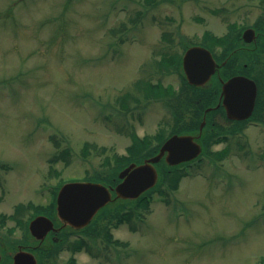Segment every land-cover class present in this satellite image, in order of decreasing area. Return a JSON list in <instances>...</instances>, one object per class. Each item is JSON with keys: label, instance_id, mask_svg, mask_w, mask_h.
Wrapping results in <instances>:
<instances>
[{"label": "rangeland", "instance_id": "rangeland-1", "mask_svg": "<svg viewBox=\"0 0 264 264\" xmlns=\"http://www.w3.org/2000/svg\"><path fill=\"white\" fill-rule=\"evenodd\" d=\"M263 7L264 0H0V247L24 241L35 212L28 206L50 208L60 180L111 174L133 132L152 146L159 128L186 127L189 110L176 115L170 95L146 101L135 81L181 88L178 72L156 69L154 58L180 55L205 31L221 36L231 22L236 31L257 24ZM213 50L218 55L222 46ZM127 91L139 100L124 97ZM212 120L218 130L234 125ZM237 128L244 133L239 152L232 142L220 159L207 153L176 190L163 181L149 209L135 210L143 221L131 217L130 226L111 228L120 244L84 231L90 248L74 253L67 250L76 239L71 232L39 264H68L70 255L77 264H260L264 132L246 123ZM18 203L26 206L24 226L7 216ZM98 221L93 229L110 223Z\"/></svg>", "mask_w": 264, "mask_h": 264}, {"label": "water", "instance_id": "water-1", "mask_svg": "<svg viewBox=\"0 0 264 264\" xmlns=\"http://www.w3.org/2000/svg\"><path fill=\"white\" fill-rule=\"evenodd\" d=\"M252 34H254V30L248 28L243 32V38L250 41ZM214 67L215 61L209 50L204 47L191 46L183 55L182 68L187 81L192 85H203L213 73ZM229 83L230 86H238L241 90L240 95L235 93V98L240 101L241 106L233 108L234 112H231L230 116L245 118L253 107L255 86L250 79L244 76L232 78ZM246 84L251 86L250 91L245 90L244 85ZM233 98L234 94L231 91L228 93V101ZM202 126L203 122L200 124V129ZM193 138L192 135L174 134L170 136L155 155L144 159L139 164L132 162L121 169L118 172L120 181L115 186L78 180L63 183L56 195V216L63 225L81 228L113 198H137L155 184L157 171L153 164L163 156L168 164L174 165L190 160L200 152V146ZM112 193H114V197H112ZM28 230L36 239L43 240L50 230L56 231L57 228L54 227V223L49 217L38 214L29 221ZM12 264H36V259L31 252L19 250L13 254Z\"/></svg>", "mask_w": 264, "mask_h": 264}, {"label": "trees", "instance_id": "trees-1", "mask_svg": "<svg viewBox=\"0 0 264 264\" xmlns=\"http://www.w3.org/2000/svg\"><path fill=\"white\" fill-rule=\"evenodd\" d=\"M146 3H152L154 0H144ZM215 11V10H213ZM231 27L234 26V24H230ZM208 33V32H205ZM232 33H237V31L232 32ZM221 38H217V37H211V41L212 44H219ZM180 55L176 54V53H172V54H163L161 56V58L157 59V64L162 67V65H167L168 63L173 64L174 66H176L177 64L179 65L180 63ZM164 67V66H163ZM175 69L177 67H174ZM184 83H186L184 81ZM139 89L143 90V94L146 95V97H149L150 94L153 95H166L167 93H171V88L166 89L163 88L161 86V84H156V85H151L149 83L146 82H137L136 83ZM151 95V96H153ZM182 97H177L174 98V104L172 105V108L175 112H177V114H180L181 112L185 111V110H189L190 112H192L191 110H200L201 106L207 104V102L205 101L206 96L205 93L201 92L198 89H194L193 87H190L188 85L185 84L184 89L182 90ZM123 104V103H122ZM124 105V104H123ZM199 117V113L195 114V117L187 124L185 125L186 127H182L183 129H192L193 127H196L197 125V120ZM192 124V125H191ZM133 136V142L132 145L128 148V152L129 155L128 156H119V155H115V166L111 168V171L108 173L111 174H95L93 175V178H96L97 180H100L102 182H105L107 184L110 185H114L117 182V171L119 169H121L123 166H125L130 160L131 158H136V159H141L142 157H144V155H148L151 154L155 151L156 148H148L147 146H145V143H143L142 141H140L134 134ZM84 150H87V147H84ZM65 153L68 154V150H64ZM68 156H66L65 158H67ZM59 157H57L56 159H58ZM64 157L62 158L63 160H67ZM56 159H52V160H56ZM162 164V163H161ZM159 170L161 172V179L156 187V189H158V187L163 183V181L167 184L166 186L168 188H176L179 178L183 173V171H180L178 169V167H167L164 164L159 166ZM150 190L147 191L146 193H144L143 195H141L138 199L133 200V201H124L122 202V205H119L118 209H108L107 207L104 209V213H107V215H109L110 219L109 221L114 220L116 224H119L121 222H130V218L134 216V212L136 209H147L149 206V194H150ZM130 206H127L129 205ZM30 207V205L28 206ZM26 209V206H24L23 204H18L15 206L14 212L13 214L9 215L10 218L14 219L16 221L17 224L22 225L23 224V220L20 218V214ZM43 210L44 212H48L51 213V211L53 210V205L52 207L48 208V209H42V208H38L37 211H41ZM94 232H101L103 234V236L108 240V241H112V236L109 233V228L106 225L100 226L98 228H94L93 229ZM115 244H120V242L118 240H113ZM85 247L88 248V245L86 243V241L84 240V242L82 243H78L76 244L73 243L71 248H81V247ZM74 249V250H75ZM53 253H55L53 251ZM70 263L74 264L73 258H69Z\"/></svg>", "mask_w": 264, "mask_h": 264}, {"label": "flooded vegetation", "instance_id": "flooded-vegetation-1", "mask_svg": "<svg viewBox=\"0 0 264 264\" xmlns=\"http://www.w3.org/2000/svg\"><path fill=\"white\" fill-rule=\"evenodd\" d=\"M257 37L256 40L252 43H245L237 45V50L234 56L229 60V62L225 63L222 71H221V79H218V90L211 87L212 91L215 93L218 91L220 93V89L222 83L225 82L229 77L240 74L245 75L254 80L257 85V89L260 93V98L257 100L256 105L254 106V114L255 117L259 120L262 119V115L264 116V28L256 29ZM233 47V48H236ZM251 58V62L249 59ZM219 100V94H218ZM224 96L220 97V109L224 116L225 121L227 122H236L233 120H229L226 116L225 107L223 104ZM253 114V115H254ZM63 229H61V233ZM58 233V232H56ZM55 232H48L42 241L36 240L31 236L28 243H20L17 244V247H22L30 251H36L38 247H41V250H50V240L57 239V236H54ZM58 235V234H57ZM11 258V256H10ZM9 263L7 261L5 264ZM2 264V262H0ZM11 264V260H10Z\"/></svg>", "mask_w": 264, "mask_h": 264}]
</instances>
